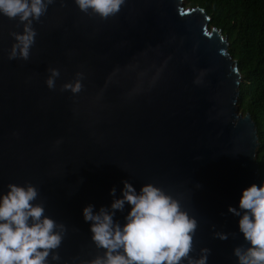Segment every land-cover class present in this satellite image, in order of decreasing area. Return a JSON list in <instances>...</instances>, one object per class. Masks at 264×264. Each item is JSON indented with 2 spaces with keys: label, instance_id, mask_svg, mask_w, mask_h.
I'll return each mask as SVG.
<instances>
[{
  "label": "water",
  "instance_id": "1",
  "mask_svg": "<svg viewBox=\"0 0 264 264\" xmlns=\"http://www.w3.org/2000/svg\"><path fill=\"white\" fill-rule=\"evenodd\" d=\"M209 22L182 0H126L107 20L56 0L33 22L25 61L9 60L10 32L23 25L0 15V195L9 183L30 182L45 214L66 225L61 260L51 264L102 254L83 209L110 207L111 189L122 198L124 180L138 192L146 183L163 188L197 219L191 255L207 247L208 264H237L234 248L245 241L228 208L264 181L228 37ZM48 68L60 70L54 90ZM77 73L81 91L63 90ZM130 210L115 219L123 225Z\"/></svg>",
  "mask_w": 264,
  "mask_h": 264
},
{
  "label": "clouds",
  "instance_id": "2",
  "mask_svg": "<svg viewBox=\"0 0 264 264\" xmlns=\"http://www.w3.org/2000/svg\"><path fill=\"white\" fill-rule=\"evenodd\" d=\"M56 0H0V15L18 21L23 32L12 31L14 38L9 60H29L37 32L34 21L46 15ZM126 0H75L79 10L107 20L121 11ZM64 6V0H61ZM46 85L54 90L60 76L58 68H48ZM82 73L77 80L63 86V90L78 93L82 89ZM199 159V158H197ZM122 198L111 206L95 205L83 209L86 222H91V240L102 254L80 264H208L211 249L194 251V235L198 228L196 218L184 210L179 199L163 188L146 183L138 192L128 180L123 181ZM197 187H201L197 185ZM6 194L0 195V264H51L60 261L57 251L67 234L66 225L45 214L44 204L37 203L39 189L30 182L25 185L9 183ZM126 205L131 210L122 225L115 219L117 211ZM228 211L239 217V231L245 244L234 248L237 264H264V185L253 183L242 191L239 208ZM215 228V226H213ZM214 237L227 240L229 233L214 232Z\"/></svg>",
  "mask_w": 264,
  "mask_h": 264
},
{
  "label": "trees",
  "instance_id": "3",
  "mask_svg": "<svg viewBox=\"0 0 264 264\" xmlns=\"http://www.w3.org/2000/svg\"><path fill=\"white\" fill-rule=\"evenodd\" d=\"M185 8L199 7L209 29L228 37V52L241 81L239 110L249 113L257 130L256 162L264 181V0H182Z\"/></svg>",
  "mask_w": 264,
  "mask_h": 264
}]
</instances>
